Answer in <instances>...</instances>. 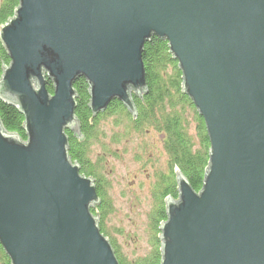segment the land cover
Instances as JSON below:
<instances>
[{
  "label": "water",
  "instance_id": "obj_1",
  "mask_svg": "<svg viewBox=\"0 0 264 264\" xmlns=\"http://www.w3.org/2000/svg\"><path fill=\"white\" fill-rule=\"evenodd\" d=\"M18 3L0 26L10 59L0 99L23 116L25 136L0 123V245L10 264H118L64 130L78 134L79 78L93 116L111 100L135 113L152 36L167 42L210 145L198 191L176 172L160 264H264V0Z\"/></svg>",
  "mask_w": 264,
  "mask_h": 264
},
{
  "label": "trees",
  "instance_id": "obj_2",
  "mask_svg": "<svg viewBox=\"0 0 264 264\" xmlns=\"http://www.w3.org/2000/svg\"><path fill=\"white\" fill-rule=\"evenodd\" d=\"M18 4V0H0V26L14 15ZM141 58L146 89L131 93L134 114L120 101L111 100L102 112L93 116L88 108V86L84 78H79L73 83L77 95L74 114L78 134L69 129L64 130L70 161L79 166L80 174L93 180L98 202L90 208V212L97 217L99 230L108 238L118 264H160L159 226L166 220L165 199L178 197L176 172L181 173L191 188L198 191L209 162L210 145L204 121L191 99L182 92V74L177 61L169 53L167 42L152 36L144 43ZM9 63L10 59L0 42V77L3 68ZM46 88L52 92L50 80H47ZM23 121V116L14 106L0 99L1 125L7 132L16 133L25 140ZM192 125L194 135L190 129ZM150 132L156 134L161 144L165 163L163 170L155 171V177H151V203L145 230L148 249L141 255L128 258L120 252L106 227L107 218L113 209L107 193L109 180L104 174L106 160L118 156L117 150H112V144H118L122 139L128 140L132 135L141 136ZM95 146L100 148L98 154L94 151ZM152 156L144 146L137 149L134 160L142 163L144 160L150 161ZM0 264H10L1 245Z\"/></svg>",
  "mask_w": 264,
  "mask_h": 264
},
{
  "label": "rangeland",
  "instance_id": "obj_3",
  "mask_svg": "<svg viewBox=\"0 0 264 264\" xmlns=\"http://www.w3.org/2000/svg\"><path fill=\"white\" fill-rule=\"evenodd\" d=\"M111 128V127H110ZM109 128V129H110ZM113 128V127H112ZM108 129V130H109ZM191 133L194 135L193 125ZM153 155L150 161L134 160L137 149L144 147ZM117 157H108L105 176L109 180V194L113 209L107 218L108 233L114 238L120 252L126 257L147 251V212L150 209V183L157 170H163L165 154L155 133L132 135L111 145ZM95 146V153H99Z\"/></svg>",
  "mask_w": 264,
  "mask_h": 264
}]
</instances>
